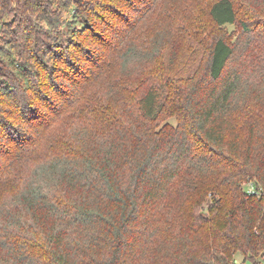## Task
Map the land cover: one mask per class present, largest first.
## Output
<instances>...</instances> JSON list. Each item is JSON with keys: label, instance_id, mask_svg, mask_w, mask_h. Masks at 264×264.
<instances>
[{"label": "trees", "instance_id": "trees-1", "mask_svg": "<svg viewBox=\"0 0 264 264\" xmlns=\"http://www.w3.org/2000/svg\"><path fill=\"white\" fill-rule=\"evenodd\" d=\"M139 1L0 0V179L53 126V109L62 114L70 96L87 94L111 61L128 66L140 56L137 42L126 49V40L139 27L138 6L150 13L158 0ZM244 13L234 0H215L213 29L197 38V49L206 47L203 63L168 65L123 126L85 140L74 162L56 156L38 167L39 178L15 196L30 218L18 223L24 242L0 240L1 263L4 254L6 264L264 259V66L257 83L242 63L236 67L242 35L261 31L264 41V12ZM163 43L155 36L158 61ZM249 179L256 193L244 190ZM54 181L70 193L52 197ZM26 235L43 247L42 257Z\"/></svg>", "mask_w": 264, "mask_h": 264}, {"label": "rangeland", "instance_id": "rangeland-1", "mask_svg": "<svg viewBox=\"0 0 264 264\" xmlns=\"http://www.w3.org/2000/svg\"><path fill=\"white\" fill-rule=\"evenodd\" d=\"M214 1L158 0L150 13L141 11L138 6L141 20L139 27L130 33L126 40L128 42L126 49L129 47V43L136 41L139 45V52H141L140 56L128 66L125 65V59L111 61L107 71L86 92L87 94H73L72 96L69 94V103L62 114L57 109H53V114H56L53 126L45 133L41 141L24 150L20 154V158H15L8 166L6 174L0 179V240L2 242L13 243V240L24 242L22 238L23 225L20 223L19 226L18 223L19 221L30 223V218L26 208L16 200L15 196L18 192L24 191L32 180L39 178L41 171L38 167L55 161L56 156L74 162L73 155L77 152L80 156L86 144L90 143L89 138L96 140L108 133V130L111 132L113 128L123 126L127 116L131 112H136L138 96L144 93L149 84L156 82V75L161 71L165 72L168 65L177 69L196 67L203 63L204 55L207 53L206 47L197 49L201 47L197 46L199 45L197 38L199 35L206 36L208 30L213 29L214 24L209 16V10ZM234 1L241 16L245 15L244 10L256 15L264 12V0H257L253 3L248 0ZM248 2L250 5H247ZM139 4H141V0ZM232 28L231 25L229 28L228 26L223 27L224 30L229 31H232ZM124 31L125 29L121 30L120 28L119 34L122 35ZM208 34L210 33L208 32ZM246 35H242L244 41L237 51L236 67L242 63L239 69L248 73L253 83L254 81L257 83L263 75L259 70L264 66V41L261 43V31L252 36L249 35L250 37H246ZM155 36H159L160 41L165 43V45L163 43L164 49L159 61L155 56L161 52L151 51ZM141 46L143 48L140 50ZM161 47L163 48V46ZM147 49V52L143 51ZM151 53H154L152 57ZM175 53L180 56L181 60L175 61L176 64H173L171 58L175 56ZM161 60L165 61L164 66L160 64ZM73 99L75 101H72ZM243 113L244 111L241 109L236 117L242 118ZM171 121L176 125V118H171ZM234 124L241 127L243 121L239 119ZM85 140H87L86 144H84ZM72 149H76V151ZM79 159L78 157L76 161L78 162ZM4 167L7 166L4 165ZM41 180H44L43 176H41ZM247 182L248 180L243 184L245 191ZM44 183L46 184V181ZM56 183L54 181L47 185V191L52 197L55 196V199L59 196L64 198L70 193V188L68 189L67 185L59 186ZM32 237L26 235L27 246H32L30 248L32 251H30L36 255L35 257H42V254L39 253L43 247L40 249V245L37 246L38 241ZM236 256L238 264H264L262 258L259 261H253L244 260L240 253ZM1 258H4L5 261L1 260L3 262L0 264H6L9 259L5 254Z\"/></svg>", "mask_w": 264, "mask_h": 264}, {"label": "built area", "instance_id": "built-area-1", "mask_svg": "<svg viewBox=\"0 0 264 264\" xmlns=\"http://www.w3.org/2000/svg\"><path fill=\"white\" fill-rule=\"evenodd\" d=\"M247 193H256V185L255 182L251 179L248 180L247 182V187H246Z\"/></svg>", "mask_w": 264, "mask_h": 264}]
</instances>
